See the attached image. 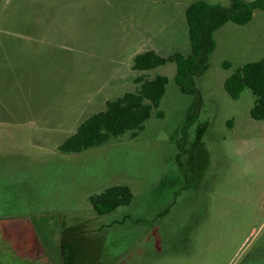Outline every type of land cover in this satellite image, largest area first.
Listing matches in <instances>:
<instances>
[{"label": "rangeland", "instance_id": "374dc122", "mask_svg": "<svg viewBox=\"0 0 264 264\" xmlns=\"http://www.w3.org/2000/svg\"><path fill=\"white\" fill-rule=\"evenodd\" d=\"M196 1L0 0V251L36 228L60 264L64 226L95 214L89 196L124 185L134 199L113 215L141 217L149 234L124 232L114 264H264V120L250 116V89L234 100L224 88L264 60V12L215 33L193 92L176 83L175 63L133 70L145 51L191 53ZM156 76L169 79L165 96L135 138L60 151L108 101Z\"/></svg>", "mask_w": 264, "mask_h": 264}, {"label": "trees", "instance_id": "16d2710c", "mask_svg": "<svg viewBox=\"0 0 264 264\" xmlns=\"http://www.w3.org/2000/svg\"><path fill=\"white\" fill-rule=\"evenodd\" d=\"M255 10L264 12V0H233L230 7L210 4L204 0L196 1L186 10L191 53L184 55L176 52L166 58L155 51H145L135 56L133 70L149 71L175 63L176 83L183 90L193 92L195 78L203 72L216 49L215 33L228 23L248 25ZM225 66L229 67L228 64ZM137 83L139 88L135 92L108 101L106 110L85 120L60 146V151L64 154H79L128 132H132L135 138L143 131L154 111L160 108L169 79L166 76H156L154 79L139 77ZM224 88L234 100H238L245 89H250L255 97L250 116L256 121L264 120V60L238 68L225 81ZM157 117L164 118L163 112L158 111ZM188 128L189 124L186 130ZM133 199L130 187L115 185L90 196L89 202L99 215H105L129 206Z\"/></svg>", "mask_w": 264, "mask_h": 264}, {"label": "crops", "instance_id": "0c3cea01", "mask_svg": "<svg viewBox=\"0 0 264 264\" xmlns=\"http://www.w3.org/2000/svg\"><path fill=\"white\" fill-rule=\"evenodd\" d=\"M93 211L95 214L88 220L64 226L58 252L60 264H114L118 258V245L125 238L124 232L129 234L136 230L140 235L149 234L141 217L129 213L115 216L116 211L99 215L94 208ZM89 220H95L93 227L89 226ZM30 229L22 228L18 236L14 234V252L0 251V264H56L54 254L47 246L49 242L40 237L36 228Z\"/></svg>", "mask_w": 264, "mask_h": 264}]
</instances>
